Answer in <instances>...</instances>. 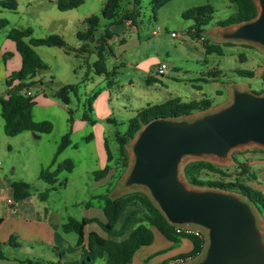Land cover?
I'll list each match as a JSON object with an SVG mask.
<instances>
[{
    "label": "rangeland",
    "instance_id": "rangeland-1",
    "mask_svg": "<svg viewBox=\"0 0 264 264\" xmlns=\"http://www.w3.org/2000/svg\"><path fill=\"white\" fill-rule=\"evenodd\" d=\"M14 1L16 3L14 10L0 8V19L7 21L0 29V42L5 33L13 28H30L32 37L58 34L68 45L74 47L81 44L76 37V31L85 28L83 20L90 15H98L106 2L83 0L77 7L62 11L57 8L58 0ZM119 3L122 10H131L135 6L134 0H119ZM206 3L214 8V13L204 31L236 12L235 3L229 0H170L154 13L151 0H140L139 15L135 21L139 28L138 33L124 35L122 24L110 27L113 35L108 39V44L111 46L112 54L105 56V65L109 73L115 71L114 76L97 75L92 71L87 73V67L79 56L74 54L65 56L59 47H33L48 67L47 72H40V78L43 82L51 79L52 83L48 82L42 88L29 87L36 102L32 107V116L34 120H49L53 128L51 132L44 134L23 131L16 136H7L0 132V209L7 205L1 181L8 184L23 180L30 185L28 203L55 209L65 219L81 218L83 212H87V208L83 206L85 202L90 201L94 207L100 206L101 202L93 197L105 193L108 188L96 184L92 174L107 163L103 142H106L112 154V159L108 163L111 166H119L123 159L118 154L114 133L116 131L123 133L126 121L133 117L137 110L177 97L182 101L198 100L203 97L210 99L212 104L208 110L180 117L192 118L229 103L232 87L264 94V79L261 76L264 71L263 48L245 42L213 39L210 35L204 34L210 43L219 42L222 49V53H206L202 41L188 34L187 30L192 21L183 18L181 13L190 7ZM126 22L129 25L133 24L129 20ZM156 26L161 27L159 33H153ZM234 26L221 27L220 30ZM171 32H175L177 36H171ZM101 33L102 27L96 36ZM121 36L125 37L127 44L121 42ZM223 42L232 44L225 45ZM4 52L5 59L12 58V55L8 54L10 51ZM94 58L95 55L90 56V60ZM158 61L166 63L167 73L159 76L157 80L147 82L146 79L151 76L150 72ZM237 70L252 71L253 75L241 76L237 74ZM214 71H218L216 76L211 75ZM67 83H78L79 87L76 94L70 95V101L65 105L53 97L52 93ZM5 89L3 83L0 94L4 93ZM88 102L92 108L93 123L81 120L84 105ZM68 109L71 111L70 114ZM108 119H114L116 122ZM2 123L0 115V127ZM70 127H73L70 136L72 143L59 155L57 162L69 158L74 167L70 172H60L54 184L44 182L38 177L39 171L50 164L58 141ZM130 143L131 141L126 145L129 164L132 159ZM262 150L264 149L249 143L232 148L223 158L184 157L179 175L184 180L182 168L187 162L205 160L222 167L230 176L202 172L203 178L228 181L238 175L239 163H246L249 169V175L244 176L248 177L246 183L263 190ZM125 172L119 179L113 181L111 196H118L131 190L145 191L140 186H121ZM45 191L46 198H41V193ZM253 210L264 234V218L255 207ZM63 234L71 238L76 236L74 233Z\"/></svg>",
    "mask_w": 264,
    "mask_h": 264
},
{
    "label": "trees",
    "instance_id": "trees-1",
    "mask_svg": "<svg viewBox=\"0 0 264 264\" xmlns=\"http://www.w3.org/2000/svg\"><path fill=\"white\" fill-rule=\"evenodd\" d=\"M170 0H151L152 11H155ZM236 5V12L227 18L216 22L220 27L235 25L245 20L254 18L257 14V6L254 0H229ZM83 0H64L57 1V8L65 11L77 7ZM140 0H134V7L131 10H122L119 0H106L105 4L98 15H90L83 22L85 28L76 31V37L81 44L78 47L68 45L62 36L58 34H49L45 37H32L31 29L13 28L7 33V38L14 43L16 52L21 57V66L18 70L12 71L5 78V92L0 94V115L3 119V131L7 136H16L23 131H31L35 134H44L51 132L53 125L49 120H34L32 116V107L34 106V98L27 95L25 90L33 83L32 79L39 69L47 68L41 58L37 55L35 46L59 47L67 54H74L82 59L87 67V73L92 71L97 75L114 76L115 71L109 73L106 70L105 56L112 54L111 46L108 39L113 35L110 30L112 25L124 24L130 21L135 24L139 15L138 7ZM0 8H8L14 10L16 3L14 0L0 1ZM214 13V8L206 3L196 5L184 10L181 16L192 21L187 32L192 37L199 39L203 43L206 53L217 52L222 53L219 42L210 43L202 34L204 27L207 26ZM7 24L6 19H0V29ZM102 27V33L96 36L99 28ZM203 36V39L200 37ZM222 44L230 45L232 43L223 42ZM10 55L11 53L8 52ZM95 55L93 60L90 56ZM4 58L6 53H4ZM238 75L252 76V71L237 70ZM218 71L211 73L216 76ZM264 79V71L261 73ZM157 80L149 77L147 82ZM110 83V81H109ZM78 83L62 84L53 91L52 96L59 99L63 104H68L70 95L76 94L78 91ZM211 100L208 98H200L198 100L182 101L180 98L169 99L164 103L152 106H146L136 111L135 115L126 121V129L123 133L116 131L114 133L115 141L118 144V154L123 159L119 166H111L106 164L104 167L92 172L96 182L104 181L101 185H105V193L95 195L93 198L98 199L101 204L99 206L103 219L91 217H83L76 219L69 217L60 227L65 233L74 232L77 236V244L82 242L87 246V260L95 261L101 259L103 264H128L131 262L134 252L141 246L148 245L153 241V232L151 228H155L166 239L178 242L181 238H188L192 242V249L187 254L178 257H198L205 245L204 237L185 235L177 233L174 225L170 224L156 204L151 200L149 195L143 190H131L118 196H111L110 190L113 181L119 179L122 173L128 167V153L126 145L134 138L140 127L149 120L156 117L179 118L191 115L194 112H202L211 107ZM85 109L81 119L89 123H93L91 115L90 102L84 105ZM68 113L71 111L68 109ZM115 123L116 120L108 119ZM71 121V118H69ZM70 129L65 132L57 143L50 164L39 171L38 177L49 184H54L57 175L62 171H72L74 164L71 159L65 158L57 162L61 152L71 145ZM104 149L107 161L110 162L112 154L109 151L106 142ZM264 152V150H262ZM239 171L233 180H213L205 179L202 172L216 173L221 176H230L226 171L209 161L193 160L187 162L182 168L184 181L188 185L206 188H215L228 192H233L251 201L255 209L264 218V191L254 188L246 183L245 175H249V169L246 163H239ZM10 187L13 193L14 201H20L27 198L30 185L23 181H12ZM47 191L41 193V198H46ZM90 201L85 202L84 207H91ZM2 218L0 217V223ZM95 223L99 231H87L86 226ZM9 244H13L11 239ZM0 258L5 255L0 252ZM23 264H39V261L30 258H17ZM80 264H87L81 261ZM166 264V262L164 263Z\"/></svg>",
    "mask_w": 264,
    "mask_h": 264
},
{
    "label": "water",
    "instance_id": "water-1",
    "mask_svg": "<svg viewBox=\"0 0 264 264\" xmlns=\"http://www.w3.org/2000/svg\"><path fill=\"white\" fill-rule=\"evenodd\" d=\"M254 1V18L211 35L264 49V0ZM249 143L264 149V94L236 87L230 102L217 110L192 118H153L131 140L132 159L121 186L143 187L170 224L205 231L204 248L189 264H264V234L251 201L220 189L190 187L179 175L184 157L223 158Z\"/></svg>",
    "mask_w": 264,
    "mask_h": 264
},
{
    "label": "crops",
    "instance_id": "crops-1",
    "mask_svg": "<svg viewBox=\"0 0 264 264\" xmlns=\"http://www.w3.org/2000/svg\"><path fill=\"white\" fill-rule=\"evenodd\" d=\"M122 25L124 27V35L126 33H138L139 31L137 24L129 25L128 22H125ZM220 28V26L211 25L202 34L210 35L214 39L215 37H213L211 34L219 31ZM121 42L127 44L128 41L124 36H121ZM5 50L11 52V59L4 58L3 55ZM60 50L65 56L71 55L65 53L62 48ZM161 62L164 61H158L151 70V78L158 79L154 73L157 66ZM20 66L21 57L18 52H16L14 43L7 38V33H5L4 38L0 42V87L3 83H5V78L12 71L18 70ZM42 71L47 72L48 67L36 71L35 76L32 79L33 83L30 85V87L38 86L42 88V86L46 85L48 82L52 83L51 79L47 82L42 81L39 76L40 72ZM35 104L36 102L34 100V105ZM69 129L71 136L73 127H70ZM0 132L4 133L3 123L1 124ZM34 137L38 138L37 136ZM104 143L105 141L103 142V147ZM106 164H109L108 161L102 167H104ZM102 183H104V181L96 182L98 185H101ZM1 185L2 190L5 192L4 197L6 203L7 199H13L12 189L10 187V183L5 184L3 181H1ZM29 198L30 195L23 200L17 202L14 201V205L6 203L7 205H5V207H1L0 209V217L2 218V222L0 223V252L5 255V258H0V264H23L16 259L26 257L39 261V264H80L81 261H86L87 264L104 263V261L101 259L91 262L88 261V250L86 243L82 242L77 244V236L74 238L68 237L67 235L64 236L63 233L65 232L61 230L60 225L69 217L66 219L62 218L57 210L51 209L49 207L32 205V203H28ZM88 211L90 213H87ZM87 212H83L81 218L91 217L98 218L100 220L103 219V215L99 206L88 207ZM151 229L153 232V241L148 245L138 248L134 252L131 262L128 264H164L167 260L178 257L182 253L188 252L192 249V242L188 238H181L178 242H173L162 236L155 228ZM86 230L99 231L98 226L93 222L86 226ZM10 239L13 244H9L8 241Z\"/></svg>",
    "mask_w": 264,
    "mask_h": 264
},
{
    "label": "built area",
    "instance_id": "built-area-1",
    "mask_svg": "<svg viewBox=\"0 0 264 264\" xmlns=\"http://www.w3.org/2000/svg\"><path fill=\"white\" fill-rule=\"evenodd\" d=\"M161 31L160 26H156L155 29H153V33H159ZM171 36L175 37L177 34L175 32L170 33ZM200 39H203V36L200 37ZM167 73V65L164 62H161L154 73L156 77L163 76ZM27 95H31V91L29 88L25 90ZM7 203L10 205L14 204V200L9 198L7 199ZM175 231L177 233H182L185 235H192V236H197V237H204L205 238V231L195 225H174ZM197 257H192V256H186V257H175L171 258L166 261V264H186V263H191L194 261Z\"/></svg>",
    "mask_w": 264,
    "mask_h": 264
}]
</instances>
